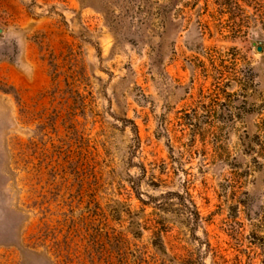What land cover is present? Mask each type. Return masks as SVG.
Returning <instances> with one entry per match:
<instances>
[{
  "label": "rangeland",
  "instance_id": "374dc122",
  "mask_svg": "<svg viewBox=\"0 0 264 264\" xmlns=\"http://www.w3.org/2000/svg\"><path fill=\"white\" fill-rule=\"evenodd\" d=\"M263 120L264 0H0V264H264Z\"/></svg>",
  "mask_w": 264,
  "mask_h": 264
},
{
  "label": "trees",
  "instance_id": "16d2710c",
  "mask_svg": "<svg viewBox=\"0 0 264 264\" xmlns=\"http://www.w3.org/2000/svg\"><path fill=\"white\" fill-rule=\"evenodd\" d=\"M255 144L258 146V153L264 158V120L260 126V132L255 136Z\"/></svg>",
  "mask_w": 264,
  "mask_h": 264
},
{
  "label": "water",
  "instance_id": "95a60500",
  "mask_svg": "<svg viewBox=\"0 0 264 264\" xmlns=\"http://www.w3.org/2000/svg\"><path fill=\"white\" fill-rule=\"evenodd\" d=\"M258 50H259V51H261V50H262V48H261V47H259V48H258Z\"/></svg>",
  "mask_w": 264,
  "mask_h": 264
}]
</instances>
